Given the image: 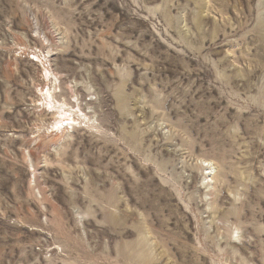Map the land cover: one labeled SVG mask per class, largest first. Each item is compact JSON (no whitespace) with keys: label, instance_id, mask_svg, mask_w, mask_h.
I'll list each match as a JSON object with an SVG mask.
<instances>
[{"label":"rangeland","instance_id":"obj_1","mask_svg":"<svg viewBox=\"0 0 264 264\" xmlns=\"http://www.w3.org/2000/svg\"><path fill=\"white\" fill-rule=\"evenodd\" d=\"M0 264H264V0H0Z\"/></svg>","mask_w":264,"mask_h":264},{"label":"bare ground","instance_id":"obj_2","mask_svg":"<svg viewBox=\"0 0 264 264\" xmlns=\"http://www.w3.org/2000/svg\"><path fill=\"white\" fill-rule=\"evenodd\" d=\"M203 162V161H202ZM209 163V162H208ZM208 166V165H207ZM213 167V166H212ZM208 168H210V167H208ZM203 178V177H202Z\"/></svg>","mask_w":264,"mask_h":264}]
</instances>
